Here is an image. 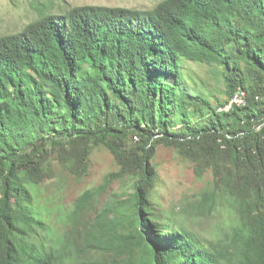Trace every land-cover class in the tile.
<instances>
[{
	"label": "trees",
	"instance_id": "trees-1",
	"mask_svg": "<svg viewBox=\"0 0 264 264\" xmlns=\"http://www.w3.org/2000/svg\"><path fill=\"white\" fill-rule=\"evenodd\" d=\"M189 60L224 81L226 100L191 84ZM239 88L246 104L221 110ZM102 145L118 169L75 200L70 231L55 232L35 189L56 161L86 175ZM159 145L198 179L212 173L195 208L231 212L217 239L154 205ZM115 181L126 197L80 229ZM0 264H264V0L75 5L1 35Z\"/></svg>",
	"mask_w": 264,
	"mask_h": 264
},
{
	"label": "rangeland",
	"instance_id": "rangeland-1",
	"mask_svg": "<svg viewBox=\"0 0 264 264\" xmlns=\"http://www.w3.org/2000/svg\"><path fill=\"white\" fill-rule=\"evenodd\" d=\"M162 0H0V36L23 30L30 22L38 19L43 12L64 13L70 7L83 4H99L108 6H124L139 9H150ZM186 68L191 72V84L205 87L209 98L216 105L228 98L225 93V83L214 76L205 64L187 61ZM212 93V94H211ZM136 138V137H135ZM89 171L84 176L72 174L62 163L55 162V172L37 188L36 210L41 211L48 225L60 234L70 231L69 213L75 200L86 190L100 186L105 176L118 169L114 155L105 146H96L90 156ZM154 162L158 166L159 179L151 198L160 211L166 213L178 222L200 236L217 239L229 229L231 212L219 208L202 213L195 208L202 190L213 179L207 171L203 179H198L191 161L184 159L175 148L159 145ZM130 180L125 189L130 188ZM32 187V188H33ZM121 181H115L107 190L96 194L90 209L81 216V228L98 211H103L117 194L125 196Z\"/></svg>",
	"mask_w": 264,
	"mask_h": 264
},
{
	"label": "bare ground",
	"instance_id": "bare-ground-1",
	"mask_svg": "<svg viewBox=\"0 0 264 264\" xmlns=\"http://www.w3.org/2000/svg\"><path fill=\"white\" fill-rule=\"evenodd\" d=\"M235 95L236 93L231 97V99L229 100V102L220 107V109L222 110H225V111H230L235 105H245L246 102H247V99H246V92H245V100H242L240 103H238V99H235Z\"/></svg>",
	"mask_w": 264,
	"mask_h": 264
},
{
	"label": "built area",
	"instance_id": "built-area-1",
	"mask_svg": "<svg viewBox=\"0 0 264 264\" xmlns=\"http://www.w3.org/2000/svg\"><path fill=\"white\" fill-rule=\"evenodd\" d=\"M245 92L246 90L244 88H239L236 91L235 99H238V103H240L242 100H245Z\"/></svg>",
	"mask_w": 264,
	"mask_h": 264
}]
</instances>
